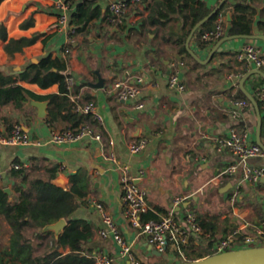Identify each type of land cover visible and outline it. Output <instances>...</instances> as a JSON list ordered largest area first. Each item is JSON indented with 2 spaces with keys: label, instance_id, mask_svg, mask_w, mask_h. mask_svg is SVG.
<instances>
[{
  "label": "crops",
  "instance_id": "obj_1",
  "mask_svg": "<svg viewBox=\"0 0 264 264\" xmlns=\"http://www.w3.org/2000/svg\"><path fill=\"white\" fill-rule=\"evenodd\" d=\"M67 1L72 15L77 3L84 0ZM209 1L211 5L217 3V0ZM147 4L142 1L114 22L110 19L108 1L94 0V6L101 9V16L91 20L83 30H78V25L71 22L76 28L72 33L67 27L61 28L56 0L0 2V22L7 28V41L36 36L35 42L24 46L23 51L14 52L6 50L7 41L0 37V68L15 74L46 54L66 59L76 90L84 100L97 106L104 119L103 141L85 138L55 144L48 140L51 131L71 124L59 117L54 126L50 125L49 100L31 98L26 109H17L13 105L3 107L0 110V133L9 130L11 124L20 123L33 139H42L43 142L19 145L0 142V175L3 186L10 189L14 200L19 195L14 186L23 180L12 174L17 160L27 167V183L33 176L56 172V177H66L64 187L69 188L73 175L83 171L90 177L88 193L84 198H76L77 206L71 219L84 221L90 227L93 234L86 246L91 249V256L96 251L113 256L118 253L114 239L102 238L98 233L104 222L91 203L97 199L132 244L135 256L145 263L155 262L164 253L157 250L148 235H139L125 216L121 173L117 164L105 156L113 150L121 162L131 166L133 173L145 170L139 182L148 191L147 213L153 212L160 219L173 209L182 219L184 214L194 211L200 224L199 216L215 223V229L201 224L202 231L191 235L189 246L183 252L170 245L166 254L170 264H175L197 259L208 249L217 251V244L231 229H240L242 234L254 231L256 227L264 229V178L256 184L242 180L240 172L219 178V174L238 159L228 149L218 151L216 146V139L227 135L234 127L247 131L249 141H257L259 117L255 104L243 107L233 103L243 99L239 97L241 91L244 92L240 80L256 68L247 66L245 71L238 60L239 51L251 39L240 36L225 41L208 63L199 61L201 65H197L194 60L185 58L171 44L162 41V30L157 34L154 27H141L142 19L149 13ZM226 16L228 18L227 13ZM259 17L260 14L257 19ZM179 23L175 20L171 25L177 28ZM254 40L264 54V41ZM214 46L201 48L197 41L191 43L201 59H207ZM177 61L185 91L169 85V75ZM261 69L264 71V66ZM233 71L242 73L236 83L228 79ZM259 75L252 74L245 81V88L254 98H260L259 87L255 85ZM139 76L144 78V88L137 100H120L112 94L114 80H133ZM100 80L103 86H98ZM22 84L41 95L59 92L57 84L48 88L36 83ZM139 102L144 103L143 108L137 107ZM261 116L263 127L264 111ZM142 138L147 141L145 149L132 152L129 144ZM111 139L113 144H110ZM261 139L264 142L262 130ZM258 158L260 162L256 163L254 159L251 162L264 165V157ZM209 186L215 190L212 202L216 208L213 210L206 206V187ZM186 194L191 195L187 202L174 205L176 196ZM218 203L227 206L220 208ZM26 233L37 249L36 255H45L52 248V235L46 242L38 236L35 228ZM11 234L10 225L6 222L0 224V251L10 244ZM53 236L57 238L59 235L53 231ZM60 251L67 253L70 247H62ZM114 264L125 263L116 259Z\"/></svg>",
  "mask_w": 264,
  "mask_h": 264
},
{
  "label": "trees",
  "instance_id": "obj_2",
  "mask_svg": "<svg viewBox=\"0 0 264 264\" xmlns=\"http://www.w3.org/2000/svg\"><path fill=\"white\" fill-rule=\"evenodd\" d=\"M2 1L0 0V2ZM142 1L148 2L149 13L142 19L141 27L145 29L154 27L157 34L162 30L164 43L171 44L185 58L192 59L197 65H201L189 51L187 40L197 23L214 11L222 0H217L215 5H211L209 0ZM256 2L257 0H226L216 13L197 28L191 43L197 41L201 48L216 45L220 39L205 40L202 36L206 31L216 28L219 14L222 12L224 14L230 12L231 20L226 18L223 22L224 32L221 38L233 35L249 37L264 34V0H260L258 5ZM76 8V11L71 15V22L78 25V30H83L91 20L100 17L102 14L100 7L94 6V0L81 1L77 3ZM258 14L260 17L257 19ZM175 20L180 22L177 28L171 25ZM7 36L6 26L0 22V37L7 41ZM35 40L36 36L21 39L10 38L5 44V48L9 52L23 51L24 46L32 44ZM217 53L218 51L214 56ZM240 63L247 71V61H240ZM68 76H70L68 61L60 57H53L51 54H46L38 60L28 63L20 72L15 74L7 73L0 68V110L9 105H13L17 109H26L28 101L31 98H36L49 100L48 121L52 126L56 124L59 117L71 124L65 128L74 129L84 122L97 123L91 114H81L72 109L68 95ZM258 80L255 85L260 90L264 84V76L259 75ZM22 82L36 83L42 88L57 84L59 92L45 95L37 94L23 85ZM239 97L254 105L244 92L241 91ZM255 100L260 110L264 111L262 99L256 97ZM262 131L264 132V116ZM15 164H19V168H16ZM15 164L12 168L13 176L23 178L21 183H16L14 186L19 193L18 198L11 199L10 193L2 184L0 175V224L6 222L12 229L10 244L0 251V264H95L91 256V249L86 246V242L93 234L90 227L84 221L71 219V215L77 206L76 198H84L88 193L89 175L83 171L74 174L73 183L69 188H65L54 181L57 178L56 172H52L48 176H33L27 183V167L18 160ZM61 218H66L68 224L57 238L53 236L52 230H43L46 225ZM144 219L159 218L153 212H149L144 215ZM199 219L203 227L216 228L214 222L207 221L200 216ZM234 226L236 227V225ZM31 228H35L38 231V236L46 242L52 235V248L45 255H36L37 249L26 233ZM232 232L231 229L229 233ZM229 233L227 232L224 238ZM242 237L243 235L239 234L238 240H241ZM211 245H213V241H211ZM66 246L70 247V251L61 252L60 248ZM232 248H240V246L232 245L230 249ZM216 252V250L208 249L205 254L200 255L197 259Z\"/></svg>",
  "mask_w": 264,
  "mask_h": 264
},
{
  "label": "built area",
  "instance_id": "obj_3",
  "mask_svg": "<svg viewBox=\"0 0 264 264\" xmlns=\"http://www.w3.org/2000/svg\"><path fill=\"white\" fill-rule=\"evenodd\" d=\"M108 9L111 15V20L119 21L128 11L135 5L142 2V0H107ZM56 6L59 8V21L61 28H69L72 33H75L76 28L71 23L70 5L67 0H56ZM227 16L223 12L219 14L217 26L213 30L206 31L202 38L205 40L222 39L223 36V22ZM239 61H247V66H252L256 69H261L264 66V54L260 45L251 38L247 40L243 49L238 53ZM180 63L179 61L173 63V69L169 75V85L179 91H185L186 85L180 77ZM242 77V73L233 71L228 75V79L238 82ZM72 109L81 114H91L97 123L84 122L77 128L53 129L51 131L50 142L55 144H64L74 142L85 138H91L97 141L104 140L103 115L97 106L82 98L79 91L76 90L75 80L72 76L67 78ZM144 88V78L139 76L131 80L130 78L116 79L112 83L111 92L120 100H137ZM260 99L264 105V86L258 92ZM236 106H249L247 100H236L233 102ZM137 107L143 108L144 103L139 102ZM0 142L6 145H19L37 143L41 144L42 139H33L30 133L24 130L20 123H14L9 130L0 133ZM114 141L111 139L110 144ZM147 141L139 139L137 142L129 144L132 152L138 153L145 149ZM216 146L218 151L228 149L237 156V162L232 163L225 168L220 174L219 178L224 176L235 175L241 173L242 180L250 184L261 182L264 178V165H257L251 162L252 159L264 157V147L257 141H249L248 132L231 128L229 133L225 136H220L216 139ZM105 156L117 164L121 173V183L123 187L122 204L124 206V213L129 223L137 230L139 235H148L157 250L165 253L170 245H175L181 252L189 246L191 235L194 232H201L202 226L197 219V214L194 211H189L180 219L177 217L175 211L172 209L169 213L162 216L160 219H144V215L149 211L148 191L146 187L139 182L145 174L144 169H139L137 173L131 171V166L128 163L121 162L116 153L110 150ZM19 164H15L19 168ZM62 177H66L61 175ZM217 177V178H218ZM67 182V180H66ZM191 195H179L173 200L174 205H183L189 200ZM92 205L100 212L104 226L98 231L102 238L112 237L118 246V253L111 255L104 251H96L92 254L95 264H114L116 259L122 260L125 264H147L139 260L132 248V244L121 233L116 221L112 215L105 209L103 203L97 199L91 201ZM242 234L240 229H236L226 238L222 239L217 244V252H223L230 249L232 245L240 247H249L256 245H264V229L256 227L254 231L249 230L241 240H238V235Z\"/></svg>",
  "mask_w": 264,
  "mask_h": 264
},
{
  "label": "water",
  "instance_id": "obj_4",
  "mask_svg": "<svg viewBox=\"0 0 264 264\" xmlns=\"http://www.w3.org/2000/svg\"><path fill=\"white\" fill-rule=\"evenodd\" d=\"M226 2V0H222L221 3L215 8L214 11H212L208 16L203 18L197 25L193 28L190 36L187 40V47L189 51L194 55V57L202 62V63H208L213 58L216 51L219 49V47L227 40L239 37L237 35L233 36H225L222 39H220L214 48L212 49L209 57L207 59H201L197 53L192 49L191 47V39L193 37L194 32L197 30L199 26H201L206 20H208L214 13H216ZM228 19L231 20V13L228 12ZM245 37V36H240ZM246 38V37H245ZM247 38H257L262 39L264 41V34H256L253 36H249ZM252 74H260L264 76V71L262 69H252L249 71L246 75L242 77L240 80V86L244 93L253 101L257 108L258 117H259V124H258V138L257 142L264 147V142L261 139V130H262V116L261 111L259 108V105L255 98L251 95L249 91L245 88V81L252 75ZM103 81L100 80L98 83V86H103ZM56 183L66 186V180L64 177L59 176L54 180ZM8 192H10L9 188H6ZM67 226V219L61 218L56 222L50 223L44 227V231L52 230L57 235H60V233L63 231V229ZM175 264H264V245H256V246H249V247H240V248H232L225 250L223 252L214 253L212 255H208L199 259L194 260H188V261H182L177 262Z\"/></svg>",
  "mask_w": 264,
  "mask_h": 264
},
{
  "label": "rangeland",
  "instance_id": "obj_5",
  "mask_svg": "<svg viewBox=\"0 0 264 264\" xmlns=\"http://www.w3.org/2000/svg\"><path fill=\"white\" fill-rule=\"evenodd\" d=\"M253 161H255L256 163L259 161L260 162V158H255ZM213 193H215V190L212 186L206 187V194H205V198L208 199V202L206 204V206L210 209L213 210L215 207L214 203L212 202V195ZM219 206V203H218ZM227 204L220 203V208H226ZM174 245L172 244V249H174ZM178 251V250H177ZM179 253V252H177ZM147 264H170V260L169 257L167 256L166 252L164 253L163 257H160L159 259H157V261L155 262H146Z\"/></svg>",
  "mask_w": 264,
  "mask_h": 264
}]
</instances>
